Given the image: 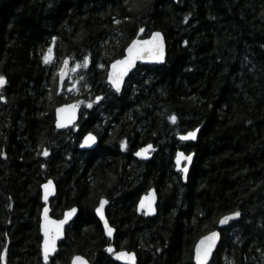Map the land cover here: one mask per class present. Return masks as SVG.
I'll use <instances>...</instances> for the list:
<instances>
[{
	"label": "trees",
	"instance_id": "obj_1",
	"mask_svg": "<svg viewBox=\"0 0 264 264\" xmlns=\"http://www.w3.org/2000/svg\"><path fill=\"white\" fill-rule=\"evenodd\" d=\"M154 31L164 64L137 65L115 93L109 64ZM0 76V264H44L48 180L51 217L78 213L46 264L75 255L118 264L121 250L135 264H193L196 242L214 230L209 264H264V0H0ZM72 102L76 125L57 131L55 110ZM195 129V142L179 140ZM89 133L97 147L82 151ZM148 145L147 160L134 158ZM178 151L194 154L186 183ZM152 188L156 215H137ZM101 199L113 241L94 214Z\"/></svg>",
	"mask_w": 264,
	"mask_h": 264
},
{
	"label": "water",
	"instance_id": "obj_2",
	"mask_svg": "<svg viewBox=\"0 0 264 264\" xmlns=\"http://www.w3.org/2000/svg\"><path fill=\"white\" fill-rule=\"evenodd\" d=\"M172 1L176 2L177 0H172ZM154 33H159V37L154 38L153 37ZM134 41L136 42V47L138 48L143 47L145 49H151L153 47L162 45L163 58L154 59L151 55H140L137 58L132 59L131 64L125 67L126 61L130 57V53L128 49L131 45H133ZM145 41H148L149 43L145 44L144 43ZM165 58H166V42L161 32L154 31L148 37L144 39H134L126 46L123 56L109 64L107 73H106V83L115 93L119 94L124 86V83L128 79L129 75L135 70L137 65L160 66L164 64ZM62 71H63V75H61ZM69 73H70V63L68 60H65L62 62V65H61V68L58 74L59 85H63L65 83V81L69 77ZM110 74L113 79H116L117 76H119V91H117V89L113 86V79H110ZM2 86L3 84L0 85V94H1ZM79 112H80V106L76 104L75 102L64 104L58 107L55 110L56 130L61 131V130L74 127V125L77 123L79 119ZM198 131H199L198 129H195L194 131H192L195 134V138L182 139V137L186 136L188 133L184 135H180L178 136V138L182 142H195L197 135H198ZM89 134L84 135L81 139L79 148L82 151H91L97 147V138L93 134H91V137H93L94 139L90 140V142H85V137H88ZM145 148L146 147L139 149L134 154V158L147 160L149 157L150 149H148L146 153H141V155H137L138 152H141V150ZM178 153L183 154V156L180 157L179 159V163L177 159ZM189 156L191 157V159H186V157H189ZM193 158H194V154L186 155L181 151L176 152L174 156V165L176 167V170L178 172H181V180L183 183H186L188 172L193 162ZM49 181H51L50 184H49ZM41 194H42L41 199L43 203V208L40 213V224H39V233L41 237L40 250H41V256H42L43 263L46 264L48 263L49 259L52 258L54 254L56 253V251L58 250L59 242H61L65 237V229L74 221L78 212L76 208H72L70 210L65 211L59 219H55L51 217L50 200L53 199L56 194V187L52 180H48L42 185ZM101 200L105 201V203L102 206H101ZM101 200L99 201L97 207L95 208L94 214L97 220L99 221V223L101 224L105 238H107L110 241H113L115 231L109 225V222L105 215V209L107 207L108 201L106 199H101ZM142 200H143V205L141 203ZM156 205H157V194H156V191L152 188L146 194L141 196L140 199L138 200L136 204V213L137 215H143L144 217H150V218L154 217L156 215ZM98 208L100 209L99 213L97 212ZM73 209H75L74 212L72 211ZM101 216H103V218H101ZM228 216H231V214L225 217H228ZM238 217L239 215L233 216L231 219L227 220L224 223H221V220L223 219L222 218L219 221V225H218L219 229L225 228L229 222L237 219ZM105 223H107L108 228L111 229V234H109L108 231H106ZM45 232L48 233L47 239L49 240V250H48L47 260L45 259V253H44L45 240H46ZM212 233H216V236L214 238L211 237ZM220 240H221L220 230H214L204 235L203 237L199 238L193 249V258H192L193 264H209L214 253L219 247ZM198 247L200 249V255H201L200 260L197 259ZM205 252H206V255H205ZM118 253H130L132 254V257L134 259L130 260L127 257L118 258L117 256ZM77 257L82 258L86 262V264H91L85 257L81 255L73 256L70 260V264H74V258H77ZM111 258L115 263H118V264H135L136 262V254L134 252H128L126 250L114 252ZM77 264H79L78 261H77Z\"/></svg>",
	"mask_w": 264,
	"mask_h": 264
},
{
	"label": "snow or ice",
	"instance_id": "obj_3",
	"mask_svg": "<svg viewBox=\"0 0 264 264\" xmlns=\"http://www.w3.org/2000/svg\"><path fill=\"white\" fill-rule=\"evenodd\" d=\"M153 37H159V33H154ZM145 44H148V41L144 42ZM51 51V49L49 50ZM129 53H130V57L128 58V60L126 61L125 67H127V65L131 64L132 59L137 58L140 55H151L154 59H162L163 58V53H162V45L161 46H156L153 47L151 49H145L143 47H136V42H133V45H131L128 49ZM87 59V58H86ZM45 60L47 62L48 57H45ZM119 63V62H117ZM115 67V65H114ZM122 74V73H121ZM61 75H63V71L61 72ZM110 79H113L111 74H110ZM4 77L0 76V85H2L4 83ZM113 86L117 89V91H119V76H117L116 79H113ZM99 99V98H98ZM169 119L171 120H175V117H170ZM189 138H195V134L194 132H189L186 136L182 137V139H189ZM94 139L93 137H91V134H89L88 137H85V142H90V140ZM151 148V145L146 146L145 149H142L141 152H138L137 155H141V153H146L148 149ZM47 154V153H45ZM183 154L182 153H178L177 154V159H178V163H179V159L180 157H182ZM186 159H191V157H186ZM186 170V169H185ZM51 183V181H49V184ZM105 203V201L101 200V206ZM142 205H143V200H142ZM73 212L75 211V209L72 210ZM97 212H100V209H97ZM239 213H233L231 214V216L228 217H224L221 220V223L226 222L227 220L231 219L233 216H238ZM101 218H103V216H101ZM63 223V222H61ZM105 227H106V231H108L109 234H111V229L108 228L107 223H105ZM45 236H46V240H45V249H44V253H45V259L47 260V256H48V250H49V240L47 239L48 237V233L45 232ZM216 236V233H212L211 237L214 238ZM54 239V238H53ZM109 251H111V249H109ZM206 255V252H205ZM118 258H123V257H127L128 259H134L132 257V254L130 253H118L117 254ZM2 258V257H0ZM197 259L200 260L201 259V255H200V249L198 247L197 249ZM77 261L79 262V264H86V262L82 259V258H74V264H77Z\"/></svg>",
	"mask_w": 264,
	"mask_h": 264
},
{
	"label": "bare ground",
	"instance_id": "obj_4",
	"mask_svg": "<svg viewBox=\"0 0 264 264\" xmlns=\"http://www.w3.org/2000/svg\"><path fill=\"white\" fill-rule=\"evenodd\" d=\"M151 33V32H150ZM1 95V94H0ZM76 103V102H75ZM112 227V226H111Z\"/></svg>",
	"mask_w": 264,
	"mask_h": 264
}]
</instances>
